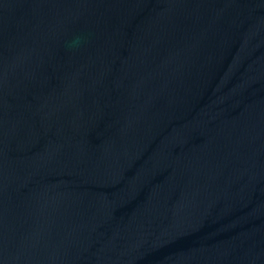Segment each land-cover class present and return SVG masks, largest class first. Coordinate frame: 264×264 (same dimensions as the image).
Wrapping results in <instances>:
<instances>
[{"label": "water", "instance_id": "water-1", "mask_svg": "<svg viewBox=\"0 0 264 264\" xmlns=\"http://www.w3.org/2000/svg\"><path fill=\"white\" fill-rule=\"evenodd\" d=\"M0 264H264V0H0Z\"/></svg>", "mask_w": 264, "mask_h": 264}]
</instances>
